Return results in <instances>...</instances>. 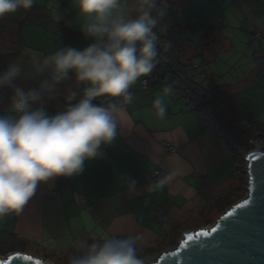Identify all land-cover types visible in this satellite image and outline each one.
<instances>
[{"label":"crops","instance_id":"crops-1","mask_svg":"<svg viewBox=\"0 0 264 264\" xmlns=\"http://www.w3.org/2000/svg\"><path fill=\"white\" fill-rule=\"evenodd\" d=\"M167 3L168 14L190 20L198 34L213 30L208 63L203 66L201 59H195L194 72L206 82L209 71L210 78L236 98L239 112L255 121L264 145V43L254 38V32L264 27V0ZM30 10L37 12L30 14ZM30 10L18 9L0 19V55H9L0 73L19 64L21 75L14 84L25 91L52 76L51 70L37 75L34 61L65 47L82 50L92 42L69 41L62 32L67 28L81 33L72 0H35ZM145 79L130 89L131 102L119 105L117 136L101 146L102 155L86 160L78 175L39 182L19 214L0 218V236L23 241L14 252L47 264H67L69 255L86 243L139 236V249H148L153 254L147 257L154 258L163 252L159 248L167 238L175 240L172 229L182 226L184 217L200 214L207 192H225L239 183L236 158L219 134L172 86L165 83L146 91ZM85 86L69 73L55 85L53 97L44 98L45 110L49 115L64 111L66 97L76 93L75 104ZM12 97V91L5 99L0 97V114L14 115ZM164 143H171L176 151L167 153ZM155 171L157 177L148 182L147 175ZM130 181H135L131 189ZM82 195L88 207L82 204ZM182 237L175 236V244L164 251L173 249ZM157 244H161L158 249L152 247Z\"/></svg>","mask_w":264,"mask_h":264},{"label":"clouds","instance_id":"clouds-1","mask_svg":"<svg viewBox=\"0 0 264 264\" xmlns=\"http://www.w3.org/2000/svg\"><path fill=\"white\" fill-rule=\"evenodd\" d=\"M72 2L81 33L92 41L87 47H65L34 61L37 75L52 73L35 89L25 91L14 84L21 75L19 64L0 73V88L13 91L14 109V115L0 114V218L19 214L39 182L78 175L86 160L102 155L101 146L117 136L119 105L131 102L132 86L150 77L160 63L158 41L166 32L161 21L168 15L167 0ZM34 4L0 0V19ZM69 73L86 85L83 94L73 104L76 93H70L66 109L49 115L44 98H52L55 85ZM134 186L130 181L129 188ZM139 240L113 236L86 243L69 255L67 264H148L140 255Z\"/></svg>","mask_w":264,"mask_h":264},{"label":"trees","instance_id":"trees-1","mask_svg":"<svg viewBox=\"0 0 264 264\" xmlns=\"http://www.w3.org/2000/svg\"><path fill=\"white\" fill-rule=\"evenodd\" d=\"M167 5L169 8L168 3ZM29 12L35 15L37 10ZM170 16V22H166V17L161 21L166 26V32L158 41L160 63L152 75L147 78L150 88H157L167 83L180 97L188 101L191 108L196 110L201 103L209 105L215 112L221 127L217 133L225 139L226 144L235 151L239 147L246 146L251 137H259L255 121L242 115L239 112L236 98L226 94L211 78L206 82H199L195 79L194 61L199 58L203 61V66L208 63L207 55L212 52L211 44L214 42L213 30L209 29L201 35L198 34L197 28L190 20L179 19L173 14ZM62 32L69 41L83 43L90 41L82 33L67 28H63ZM188 53L189 57L186 56ZM8 58L9 55H0V65L3 63L4 66ZM11 91V88H0V97L5 99ZM245 123L250 126L247 127ZM246 186V180L240 179L236 186L216 194L214 198L212 192H207L205 206L200 211V215L205 218V223H211L215 213L220 216L235 204L243 195ZM22 244L23 241L15 236L9 239L0 236V255L19 250L17 248H21Z\"/></svg>","mask_w":264,"mask_h":264},{"label":"water","instance_id":"water-1","mask_svg":"<svg viewBox=\"0 0 264 264\" xmlns=\"http://www.w3.org/2000/svg\"><path fill=\"white\" fill-rule=\"evenodd\" d=\"M248 195L220 215L213 227L183 234L178 244L148 264H264V151L247 155ZM247 201L246 206L244 205ZM207 232L209 235H198ZM193 234H197L191 239ZM0 264H47L24 252L0 257Z\"/></svg>","mask_w":264,"mask_h":264},{"label":"built area","instance_id":"built-area-1","mask_svg":"<svg viewBox=\"0 0 264 264\" xmlns=\"http://www.w3.org/2000/svg\"><path fill=\"white\" fill-rule=\"evenodd\" d=\"M172 13L170 12L167 17H166V22H170L171 21V15ZM254 38L255 40L259 43V44H263L264 43V27L257 29L254 32ZM206 76V80H208L210 78V73L209 71L205 73ZM143 88L146 91L150 90V86H149V82L147 79H145L143 81ZM196 110L199 112V114L202 116V118L205 120V122L207 123L208 127L212 130H215L216 132L219 131L221 129L219 121L216 118V114L215 112L211 109V107L205 103H201L199 104V107L196 108ZM245 125L247 127H249L250 125L248 123H245ZM220 136V135H219ZM221 140L223 142L226 143L225 139L220 136ZM262 144V139L260 137H251L248 141V144L246 146H242L239 147L238 150H233L231 149L232 155L236 158L238 156V154L241 155V159L244 162L245 165V173L246 175H248V160H247V155L248 153L254 151V150H262L260 148ZM164 148L165 151L167 153H174L176 151V148L174 145H172L171 143H164ZM264 151V150H263ZM238 165V163H237ZM240 173L239 169H238V174ZM158 175V171H155L153 173H150L147 175V180L148 182H152L153 179H155ZM55 196L58 197V192H54ZM81 202L83 205L85 206H89V202L87 200V198L85 196H81ZM153 262V261H151ZM150 263V261L148 262Z\"/></svg>","mask_w":264,"mask_h":264},{"label":"rangeland","instance_id":"rangeland-1","mask_svg":"<svg viewBox=\"0 0 264 264\" xmlns=\"http://www.w3.org/2000/svg\"><path fill=\"white\" fill-rule=\"evenodd\" d=\"M186 56H190V54L188 53V54H186ZM194 75H195V79L197 80V81H203L202 80V78H201V74H199V73H196V71L194 72ZM260 148L263 150V148H264V145L262 144L261 146H260ZM235 163H236V180H240V179H245L246 180V182H247V186H246V188L244 189V193H243V195L241 196V198L240 199H238L237 201H236V203L235 204H238V203H240L243 199H246V197H247V195H248V190H247V187H248V175H246V173H245V165H244V162L242 161V159H241V155L240 154H238V156L236 157V159H235ZM237 163H238V165H237ZM238 169H239V171H240V173L238 174ZM238 182V181H237ZM245 182V181H244ZM246 184V183H245ZM218 193H220V192H214L213 193V198H214V196L216 195V194H218ZM235 204H233V205H235ZM231 208V207H230ZM230 208H228L226 211H224L222 214H224L225 212H227ZM221 214V215H222ZM214 218H212V222L211 223H209V224H206L205 223V218L203 217V216H201L200 214H198L197 216H195V218L193 217V216H189V217H187L186 219H185V217L182 219V221L181 222H183L181 225L182 226H180L179 228H174V229H172V231H173V233H171L172 235H173V237H174V239L176 240V238H175V236H179V235H183L185 232H183V228L184 227H187L188 226V228L187 229H189L187 232H189V231H197V230H201V229H209V228H211V227H213V225L215 224V222H216V220L218 219V214L217 213H215L214 215ZM218 216V217H217ZM182 239V238H181ZM175 240L174 241H171V238H167L166 239V241H165V243H164V245L161 247V248H159V246L161 245V244H157V245H153L152 247H154L155 249H163L162 251H164L165 250V248H167V246L169 247V246H173L174 244H175ZM153 253L152 252H149L148 253V249H140V255L142 256V257H144L148 262L150 261H155L156 260V258L158 257H154V258H149V257H147L148 255L150 256V255H152ZM0 257H2V258H5L6 257V255H0Z\"/></svg>","mask_w":264,"mask_h":264},{"label":"snow or ice","instance_id":"snow-or-ice-1","mask_svg":"<svg viewBox=\"0 0 264 264\" xmlns=\"http://www.w3.org/2000/svg\"><path fill=\"white\" fill-rule=\"evenodd\" d=\"M261 170H262V172H264V162L261 163ZM246 205H247V201L245 202L244 205H239L238 207L246 206ZM196 235L197 234H193V236L191 237V239H194ZM198 235L207 236V235H209V233H207V232H200Z\"/></svg>","mask_w":264,"mask_h":264}]
</instances>
